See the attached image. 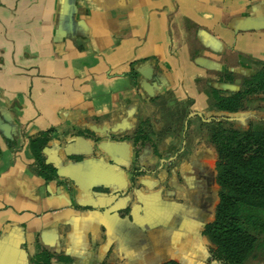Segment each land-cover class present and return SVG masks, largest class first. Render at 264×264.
Here are the masks:
<instances>
[{
  "label": "crops",
  "instance_id": "0c3cea01",
  "mask_svg": "<svg viewBox=\"0 0 264 264\" xmlns=\"http://www.w3.org/2000/svg\"><path fill=\"white\" fill-rule=\"evenodd\" d=\"M256 60L264 0H0V264H152L164 186L144 157L134 175L128 134L151 97L203 108L210 79ZM51 127L47 180L28 143ZM193 215L161 249L186 264L203 249Z\"/></svg>",
  "mask_w": 264,
  "mask_h": 264
},
{
  "label": "trees",
  "instance_id": "16d2710c",
  "mask_svg": "<svg viewBox=\"0 0 264 264\" xmlns=\"http://www.w3.org/2000/svg\"><path fill=\"white\" fill-rule=\"evenodd\" d=\"M132 74L137 71L133 69ZM219 75L205 91L212 117L207 130L211 171L205 176L207 186L202 188L207 197L194 204L193 213L207 212L208 222L200 230L203 249L195 259L199 264H264V61L256 60L253 73L248 75L228 68ZM219 82L231 87L221 88L215 84ZM158 96L152 97L153 102L159 101ZM176 125H183L181 118ZM152 126L149 116L140 119L135 143L150 140L147 131H152ZM54 132L53 127L39 131L28 143L35 158L29 170L47 180L57 175L55 167L46 162L44 150ZM9 146L15 148L16 140H9ZM169 232L146 237L152 264H186L161 252L169 245ZM48 258L44 251L36 255L39 260Z\"/></svg>",
  "mask_w": 264,
  "mask_h": 264
},
{
  "label": "flooded vegetation",
  "instance_id": "af4514ba",
  "mask_svg": "<svg viewBox=\"0 0 264 264\" xmlns=\"http://www.w3.org/2000/svg\"><path fill=\"white\" fill-rule=\"evenodd\" d=\"M209 82L211 85V79ZM167 92L170 95L165 96ZM165 93L161 95L163 97L158 96V102H153L151 97L154 106L152 114L141 116L128 134L134 148V175L137 177L141 173L139 165L144 157L146 168L164 186L162 196L166 202L153 207L160 209L163 217L169 218L168 223L147 231L145 238L147 234L166 236L165 232H169L173 225L182 226L185 216L194 214V204L207 197L202 194V188L207 186L205 176L211 171V143L207 130L212 117L209 114L208 96L203 108L192 110L191 100L179 101L171 91ZM146 116L153 121L152 131H147L151 139L143 144L141 141L135 143L137 124ZM179 118L183 124L180 128L176 125ZM193 217L198 218L195 231L199 236L202 226L208 222L207 212L201 211ZM169 237L171 242L172 236ZM170 257L175 258L173 253H170Z\"/></svg>",
  "mask_w": 264,
  "mask_h": 264
},
{
  "label": "water",
  "instance_id": "95a60500",
  "mask_svg": "<svg viewBox=\"0 0 264 264\" xmlns=\"http://www.w3.org/2000/svg\"><path fill=\"white\" fill-rule=\"evenodd\" d=\"M217 86L221 87V88H229L231 87V84L229 83H223V82H219V83H215Z\"/></svg>",
  "mask_w": 264,
  "mask_h": 264
},
{
  "label": "rangeland",
  "instance_id": "374dc122",
  "mask_svg": "<svg viewBox=\"0 0 264 264\" xmlns=\"http://www.w3.org/2000/svg\"><path fill=\"white\" fill-rule=\"evenodd\" d=\"M176 109H177V106H176ZM174 110H175V109H174ZM177 110H178V109H177ZM168 112H169V111H168ZM168 112H167V115H166L167 117H168V114H169ZM209 262H210V260H209Z\"/></svg>",
  "mask_w": 264,
  "mask_h": 264
}]
</instances>
